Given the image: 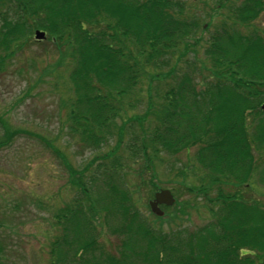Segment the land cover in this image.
<instances>
[{
    "label": "trees",
    "instance_id": "1",
    "mask_svg": "<svg viewBox=\"0 0 264 264\" xmlns=\"http://www.w3.org/2000/svg\"><path fill=\"white\" fill-rule=\"evenodd\" d=\"M0 7H6L0 12L2 63L20 53L35 31L45 34L37 42L51 44L59 63L66 62L72 94L61 100L68 131L84 147L116 137V151L103 157L119 168L117 153L127 149L129 162H142L141 174L152 170L147 183L154 192L160 188L151 182L160 155L196 149L193 165L184 164L179 176L197 183L185 192L202 201L206 223L191 231L179 224L153 226L136 209L138 189L131 190L125 179V188L121 180H108L96 203L120 222L110 230L118 244L110 253L97 243L94 202L88 215L66 205L54 215L67 227L49 264H264V200L251 197L264 195L256 190L264 188V37L232 28L251 26L264 0L229 7L228 21L220 23L203 60L195 63L184 58L188 40L203 26L180 0H0ZM142 101L143 115L130 116L129 108ZM119 119L125 122L118 127ZM133 119L135 130L125 125ZM65 168L71 187L89 195L81 181L85 166L78 172L67 163ZM178 204L187 209L189 203ZM164 217L171 225L179 219Z\"/></svg>",
    "mask_w": 264,
    "mask_h": 264
},
{
    "label": "rangeland",
    "instance_id": "2",
    "mask_svg": "<svg viewBox=\"0 0 264 264\" xmlns=\"http://www.w3.org/2000/svg\"><path fill=\"white\" fill-rule=\"evenodd\" d=\"M180 1L186 10L190 8L194 11L203 26L188 40L191 47L184 58L188 63H195L203 60L204 47L212 35L221 31L220 23L228 21L229 7L242 0ZM4 9L6 7H0V12ZM232 28L241 33L256 31L264 37V9L251 26ZM0 55H4L1 49ZM65 63H59V56L51 44L42 45L33 37L20 53L3 63L0 59V143L6 142L0 146V264H49L54 259L50 251L56 246L55 242L63 240L67 227V224H58L54 215L66 205L74 209L78 205L88 215L91 202H94L92 213L99 234L97 243L111 253L119 242V237L111 231L116 230L120 222L99 211L100 203H96L100 201L101 193L106 192L108 180H121L120 184L124 187L122 181L125 179V185L131 190L138 189L133 195L138 203L136 209L147 216L152 225L163 223L162 229L166 230L168 225L174 227L179 224L191 231L206 223L208 215L201 208L202 201L194 200L185 192V187L196 186L197 183L179 176L184 164L193 165L195 148L176 155L163 153L155 163V176L151 182L158 185L159 189L170 190L175 199L168 209L161 207L164 214H178L179 219L171 225L169 217L164 215L158 221L151 219L152 216L156 217L148 205L155 193L150 183H147L153 176L152 170L147 168L141 174L142 162H129L124 156L131 155L127 149L124 154L117 153V161L119 158L122 163L119 168L115 167L117 165L112 163L113 160L103 157L111 150L116 151V137L109 138L106 145L84 147L76 135L69 133L67 108L61 100L68 93L70 96L72 94L69 89V68ZM159 88L167 90L166 86ZM146 108L147 101L138 102L129 108V115L142 116ZM135 120L125 125L135 130L138 127ZM123 122L125 119L116 121L118 127ZM129 132L124 136L125 147L131 137ZM65 163L76 172L85 166L81 181L87 186L85 192L89 195L83 194L79 188L71 187L69 181L72 179ZM189 169H186V173ZM256 190L263 192L264 188L256 187ZM259 195L262 198L257 193L251 194V197L264 200V195ZM183 201L189 203L187 209L178 204ZM195 205L198 208H192ZM59 221L65 222L63 218Z\"/></svg>",
    "mask_w": 264,
    "mask_h": 264
},
{
    "label": "water",
    "instance_id": "3",
    "mask_svg": "<svg viewBox=\"0 0 264 264\" xmlns=\"http://www.w3.org/2000/svg\"><path fill=\"white\" fill-rule=\"evenodd\" d=\"M34 39L36 41H42L45 39V34L41 31L34 32ZM261 111L264 113V103L261 105ZM174 203V199L168 190H160L154 194L153 201L149 202L151 212L156 216H162V211L159 209V205L171 206Z\"/></svg>",
    "mask_w": 264,
    "mask_h": 264
}]
</instances>
